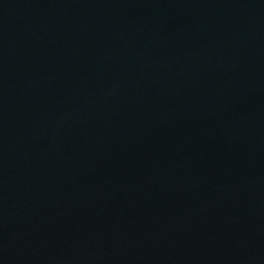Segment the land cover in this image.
Instances as JSON below:
<instances>
[{"label":"water","instance_id":"obj_1","mask_svg":"<svg viewBox=\"0 0 264 264\" xmlns=\"http://www.w3.org/2000/svg\"><path fill=\"white\" fill-rule=\"evenodd\" d=\"M0 264H264V0H0Z\"/></svg>","mask_w":264,"mask_h":264}]
</instances>
